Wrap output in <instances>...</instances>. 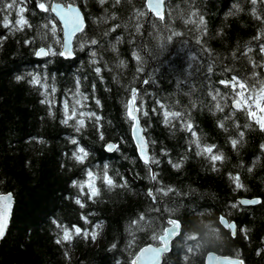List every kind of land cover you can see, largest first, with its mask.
<instances>
[{"label":"trees","instance_id":"1","mask_svg":"<svg viewBox=\"0 0 264 264\" xmlns=\"http://www.w3.org/2000/svg\"><path fill=\"white\" fill-rule=\"evenodd\" d=\"M6 2L0 0V7ZM40 2L49 12L39 9L37 0H28L23 13L31 27L5 28L0 20V192L14 198L0 242V264H132L141 247L158 242L151 237L170 218L181 222L182 231L162 264H205L210 250L239 253L244 264H264V128L245 110L235 109L233 91L219 83L237 74L250 86L254 79L264 80V67L252 63L264 66L259 50L264 0L255 5L251 0H170L163 21L149 13L146 0ZM52 2L78 5L85 15L72 59L58 54L62 33L51 31L53 25L60 27L50 11ZM191 12L203 16L202 31L185 23ZM9 19L15 23V11ZM83 36L98 43H85ZM40 47L57 54L38 58ZM33 77L40 83H33ZM135 88L151 159L157 161L155 180L131 137L126 106ZM65 101L68 115L75 108L95 116L85 118L76 131L74 119L62 122ZM165 111L180 116L166 121ZM189 123L195 135L186 128ZM110 141L117 146L113 152L106 150ZM206 146H214L212 154L223 158L212 161L201 154ZM78 147L87 152L83 163L73 159ZM89 170L97 172L99 190L91 199ZM105 172L112 186L105 183ZM236 176L242 188L236 187ZM77 185L86 187L81 192ZM161 188L174 191L162 196ZM242 198H259L260 203L243 205ZM141 215L144 221H139ZM221 216L236 223V235L220 223ZM57 225L82 232L58 244L63 231ZM213 229L223 243L187 252L199 243L185 236Z\"/></svg>","mask_w":264,"mask_h":264},{"label":"snow or ice","instance_id":"2","mask_svg":"<svg viewBox=\"0 0 264 264\" xmlns=\"http://www.w3.org/2000/svg\"><path fill=\"white\" fill-rule=\"evenodd\" d=\"M100 2L103 4L105 3V0H100ZM258 2V0H251V3L253 5H255ZM27 3L28 0H7L6 3L3 4L2 7H0V12H4L7 13V15H4L3 17H0V20H2L3 23V27L5 28H9L10 26L12 28H14L15 30H22L25 26L31 27V25L28 24V21L24 18L23 13L27 10ZM114 3L119 4L120 0H114ZM168 4V0H146V8L148 9L149 12H151L155 17H157L160 21L164 20V12H165V6ZM37 7L41 10H43L44 12H49V8L46 6L45 2H40V0H37ZM12 11L16 12L17 15V19L15 20V23L13 24V22L9 19V16L11 15ZM50 11L52 13H56L57 16H59L60 20L63 22V32H64V42L62 44V48L63 51L59 52L58 54L61 56H64L65 54H71V40L72 37L80 32L83 33L84 32V24H83V20L80 16L79 11L72 6V4H67V5H63L60 3H55L51 5V9ZM253 14L255 15V9H253ZM145 15L144 12H138V16L139 17H143ZM191 17H196V19H192ZM257 19H260V17L258 16ZM51 23V21H50ZM186 24H195L199 27V29L202 31L203 30V26L205 25V20L203 18V16L201 14H199L198 12H191L190 13V17L189 19H187L185 21ZM119 25H117L118 27ZM45 28L48 27V24L44 25ZM139 25L137 26V31H139ZM115 29L113 28V31ZM52 33L55 34L56 32V28L55 25L52 26L51 29ZM181 33L178 32H173V35H180ZM81 39L85 40V43H91L93 45L97 44L98 41L95 39L92 40H87L86 36L81 37ZM169 39H171V37H169ZM255 39L259 40L260 37H256ZM32 41L30 40H26L25 43H31ZM57 43H59V40L56 41ZM79 43V42H78ZM83 44H80V47H83ZM260 52L262 54H264V44L260 45ZM248 51H252L251 48L248 49ZM57 53L54 52L50 47L49 48H45V47H40L38 50H36L35 55L37 56H48V55H56ZM93 55H95V53H93ZM246 55V53H245ZM134 56L136 57V59L139 61L141 58L138 54L134 53ZM254 67H264L261 65H258L255 61L252 62ZM140 70V69H138ZM95 71L97 73H100L101 69L100 68H96ZM212 71V67L209 66L208 67V72ZM258 75V74H254V77ZM17 79H23V77H17ZM145 83H147V81H144ZM33 83H40L39 78L37 77H33ZM79 84V82H77ZM220 84L224 85L226 88H230L233 93H234V99H233V107L235 109H243L245 110L248 115L256 120V122L258 124H260L261 128H264V115L257 117L256 113L252 111L251 106L248 105L247 107H245V105H247V102L249 100L252 101V103H254L256 105V107L258 109H260L261 112H264V108H260V101L264 100V80H253L252 85H249V82L247 81V79H241L239 77V75H235L232 76L230 79L228 80H220L219 81ZM258 86V88H257ZM245 93H247V97L245 96ZM137 90L136 89H132L131 90V99L129 104L126 106L128 109V115L129 117L133 120L136 121L138 124V120L137 117L135 115V112L139 111V109H137L135 107L136 105V100H137ZM217 95H219V92L217 90ZM84 99H87V97H84ZM213 99H216L215 96H213ZM77 104H80V101L77 100L76 102ZM97 103H99V101H97ZM81 107H83V105H81ZM161 108L164 107V105H160ZM216 107L218 109L221 108V106L219 104L216 105ZM64 109H65V119L62 121L65 124H68L69 120L75 119L76 118V109L73 108L72 110V114L68 115V109H69V104L68 101L64 102ZM222 110V109H221ZM153 111H155V109H153ZM144 115H147V112L143 113ZM95 116V113H84L81 112L80 113V119L76 120V131H80V128L84 126L85 121L83 119L84 116ZM164 116L165 119L167 121L169 116H174V117H179L180 113H170L168 111L164 112ZM221 127H223V125H221ZM186 128L188 129V131L192 132L193 135H195V132L192 129V125L186 124ZM137 131H139V129H137ZM239 135L242 137L243 136V132L239 133ZM137 139L140 141V149H141V156L144 159V163L146 165L149 164V158L146 155V151H145V145L143 143V139L142 137H137ZM73 144L78 145V141L76 139H72L71 141ZM194 143L197 144V147L199 148V141H194ZM233 147H235L238 143V141L236 139H233L231 141ZM115 146L109 144L108 145V149L112 150ZM213 148L214 146H206L201 154L207 153L210 156V159L212 161H218L221 160L222 154L220 155H214L213 153ZM87 156V152L85 151V149L83 147H78L77 151L75 153H73V159H75L78 163H83L84 162V158ZM152 163H157V161L152 160ZM175 167L179 168L180 165L176 164L174 165ZM87 176L89 178V181H91L92 179H94V174L91 170L87 171ZM151 178L153 180L156 179V175L153 173ZM233 181L236 184L237 188H242L243 185L240 183L239 181V177H232ZM104 181L107 185L112 186L113 185V180L112 178L107 176V173L105 172V176H104ZM81 188V192H83L84 189V185H77ZM87 186L89 188V198H93L95 196H97L99 194V190L95 188V186L91 183H87ZM157 191L162 195V196H166L168 195V193L173 192L174 190L171 188L168 189H157ZM148 196L155 202L157 197L153 194L152 191L148 192ZM11 203H12V197L11 194H8L6 196L4 195H0V239H2L5 235L7 226H8V220L10 217V209H11ZM77 204H79L81 207H84V205L81 203V201L78 199L76 201ZM240 204L243 205H252V204H259L260 201L259 200H241L239 202ZM232 207H237V205L233 204ZM156 211H159V209H156ZM85 220H87V218H84ZM145 217L143 215H141L139 217V221H144ZM139 221H133V224H137L139 223ZM167 227H164L160 232L158 233H154L151 237L152 240L154 241H158L159 242V247H153L151 245L144 247L140 250L139 254L135 256V258L132 261V264H158L159 262V257L165 253L170 251V243L172 241V239L177 236L179 234V230H180V223L178 222V220L176 219H168L167 220ZM220 223L223 224L225 227L232 229V234L235 235V229H236V225L229 223V221L227 219H225L224 216L220 217ZM57 227H61L62 231H63V235L61 237V239L57 240V243L60 244L62 243V241H70L72 238V234L73 232L76 235H80L82 230L79 227H74L73 229H68V228H64L61 225H57ZM143 227V225H141V228ZM242 231L245 232L246 235V231L242 229ZM83 235L85 237L88 236L87 232H84ZM92 238L95 239L96 238V233H92ZM184 239L189 240V241H197L198 237L192 235V236H185ZM131 246V245H130ZM113 247H115V245H113ZM199 246L198 244H193L191 247H187V252L188 253H193L195 250H198ZM237 255V259H232V258H225V264H244V261L242 259H239V253L236 254ZM187 256H185V260H187ZM209 261L211 262L213 259H218L216 257H214L213 255H209L208 256Z\"/></svg>","mask_w":264,"mask_h":264},{"label":"water","instance_id":"3","mask_svg":"<svg viewBox=\"0 0 264 264\" xmlns=\"http://www.w3.org/2000/svg\"><path fill=\"white\" fill-rule=\"evenodd\" d=\"M168 1H170V0H168ZM55 3H60V4H63V5L72 4V3L52 2L51 5H52V4H55ZM72 6L75 7V8L79 11L80 16H81V18H82V20H83L84 28H85V26H86V19H85V15H84L83 11L81 10V8H80L78 5L72 4ZM50 9H51V6H50ZM165 12H166V6H165ZM165 12H164V17H165ZM149 13L152 14L151 12H149ZM53 15L56 17L57 21H58L59 24H60V27H61V29H62L63 42H64L63 22L60 20L59 16L56 15V13H53ZM152 15H153V14H152ZM79 33H80V32L76 33V34L72 37L71 45H70V48H71V54H65L64 56H65L66 58H70V59L74 58V55H75V54H74V41H75L76 36H77ZM62 44H63V43H62ZM46 49H47V48H46ZM62 51H63V48H62ZM36 57H38V58H44V57H46V56H37V55H36ZM135 89H136L137 92H138V89H137V88H135ZM130 99H131V98H130ZM130 99H129V102H130ZM137 99H138V96H137ZM129 102H128V104H129ZM135 107H136L137 109H139V111L135 112V115H136L137 120H138V124H137L136 121H133V120L129 117V118L132 120L131 137H132V140H133V142H134V144H135V146H136L137 153H138L140 159L144 162V159H143V157L141 156L140 141L137 139V137H142V139H143V143H144V145H145L146 155H147L148 158H149V164H148V165L151 167V169H152V173H154V166H153V163L151 162L152 159H151L150 150H149V142H148V139H147V137H146L145 130H144V128H143V126H142V123H141V119H140V108H139V106H138L137 100H136V105H135ZM127 113H128V109H127ZM128 116H129V115H128ZM137 129H139V131H137ZM109 144L114 145L115 147H114L112 150H109V149H108V145H109ZM116 148H117L116 144H115L114 142H112V141H110V142H108V143L106 144V150H107L108 152H113V151L116 150ZM8 194H11V193L0 192V195H4V196H6V195H8ZM11 197H12V203H11V209H10V217H9V220H8V226H9V222H10V218H11V214H12V210H13V204H14V198H13L12 194H11ZM241 200H259V198H254V199L242 198V199H240V201H241ZM252 205H254V204H252ZM173 219H174V218H173ZM225 219H227V218L225 217ZM176 220H178V219H176ZM227 220H228V219H227ZM228 221H229V220H228ZM178 222L180 223L179 234H178L177 236H175V237L172 239V241H171V243H170V251H171V249H172L173 241H174V240H175V239L181 234V231H182V224H181V222H180L179 220H178ZM229 223H232V224H235V225H236L235 222H229ZM8 226H7V228H8ZM224 227H225V226H224ZM226 228H227V227H226ZM235 230H236V229H235ZM6 231H7V229H6ZM0 242H1V239H0ZM149 245H151V246H153V247H159V246H160L159 244L149 243V244H147V245L141 247V248L139 249V251L137 252L136 255L139 254V252H140V250H141L142 248L147 247V246H149ZM170 251L163 253V254L159 257V262H158V264H162V263H163V261H164V256H165L167 253H169ZM136 255H135V256H136ZM209 255H213L214 257H216V258H218V259H213V260L210 262L209 259H208V256H209ZM135 256H134V258H135ZM134 258H133V259H134ZM225 258L237 259V258H235V257H231V256L218 255V254L215 253V252H208V253L206 254V257H205V264H225ZM133 259H132V261H133Z\"/></svg>","mask_w":264,"mask_h":264},{"label":"clouds","instance_id":"4","mask_svg":"<svg viewBox=\"0 0 264 264\" xmlns=\"http://www.w3.org/2000/svg\"><path fill=\"white\" fill-rule=\"evenodd\" d=\"M194 236L198 237L199 248L203 249L207 247H215L223 243V237L220 235L218 229H213L211 233H205L201 235L200 233H194Z\"/></svg>","mask_w":264,"mask_h":264},{"label":"rangeland","instance_id":"5","mask_svg":"<svg viewBox=\"0 0 264 264\" xmlns=\"http://www.w3.org/2000/svg\"><path fill=\"white\" fill-rule=\"evenodd\" d=\"M59 32H61L62 33V29L60 28V27H56V33L58 34ZM61 42L63 43V36H62V38H61ZM62 48V47H61ZM53 50V49H52ZM245 96L247 97V93H245ZM248 105H250L251 106V109H252V111L253 112H255L256 113V116L257 117H260V116H262V115H264V112H261L260 111V109H258L257 107H256V105L254 104V103H252V101L251 100H249L248 102H247V105H245V107H247ZM260 108H264V100H262V101H260ZM81 112H84V113H86L85 111H76V118L74 119L75 120V123H76V120L77 119H80L81 117H80V113ZM68 113H69V109H68ZM71 115V114H70ZM87 117H90V116H84L83 117V119H85V118H87ZM256 121V120H255ZM84 148V147H83ZM85 149V148H84ZM96 174H97V172H95ZM96 174H94V179H92L91 181H89V178L87 177V179H88V181H87V183H91V184H93L94 186H95V188H96V185H97V175ZM86 187V185L84 186V188ZM88 187V186H87Z\"/></svg>","mask_w":264,"mask_h":264},{"label":"flooded vegetation","instance_id":"6","mask_svg":"<svg viewBox=\"0 0 264 264\" xmlns=\"http://www.w3.org/2000/svg\"><path fill=\"white\" fill-rule=\"evenodd\" d=\"M229 222H231V221H229ZM233 222V221H232ZM223 225V224H222ZM224 226V225H223ZM224 228H226V227H224ZM226 229H228V230H230L231 231V233H232V229H229V228H226ZM237 231H238V228H237V225H236V230H235V232L237 233ZM239 232H242V229H239ZM233 235V234H232ZM236 235V234H235ZM180 236V235H179ZM174 242V241H173ZM155 244H159V242H157V243H155ZM173 245V244H172ZM209 252H215V253H217L218 255H224V256H228V255H225V254H222L221 252H217V251H214V250H210ZM168 254V253H167ZM165 257V256H164ZM206 257V256H205ZM231 257H235V258H237V256H231ZM239 259H242V258H240L239 257ZM243 260V259H242Z\"/></svg>","mask_w":264,"mask_h":264},{"label":"bare ground","instance_id":"7","mask_svg":"<svg viewBox=\"0 0 264 264\" xmlns=\"http://www.w3.org/2000/svg\"><path fill=\"white\" fill-rule=\"evenodd\" d=\"M6 233V232H5Z\"/></svg>","mask_w":264,"mask_h":264}]
</instances>
